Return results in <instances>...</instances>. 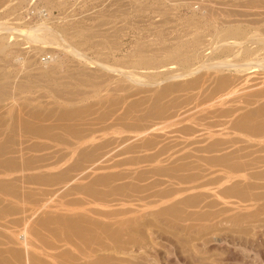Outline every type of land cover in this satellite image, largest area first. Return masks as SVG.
Listing matches in <instances>:
<instances>
[{"label": "rangeland", "instance_id": "374dc122", "mask_svg": "<svg viewBox=\"0 0 264 264\" xmlns=\"http://www.w3.org/2000/svg\"><path fill=\"white\" fill-rule=\"evenodd\" d=\"M0 184L29 264H264V0H0Z\"/></svg>", "mask_w": 264, "mask_h": 264}, {"label": "bare ground", "instance_id": "6f19581e", "mask_svg": "<svg viewBox=\"0 0 264 264\" xmlns=\"http://www.w3.org/2000/svg\"><path fill=\"white\" fill-rule=\"evenodd\" d=\"M39 26V25H38ZM42 26V25H41ZM45 27V26H44ZM38 29H39V27H38ZM42 29V28H41ZM41 29H39V30H41ZM43 31H45V29H42ZM42 30H41V32H42ZM48 30V29H47ZM29 31H31V30H29ZM28 31V32H29ZM33 31H34V29H32V31H31V33L32 34H30V40H32L33 41V43H35V42H40V44H45L46 42H45V40H46V36H48V35H46L47 33V31L45 32V33H41V34H39V33H37V35H35L34 33H33ZM27 34V33H26ZM26 38H28V37H26ZM48 38V37H47ZM29 39V38H28ZM29 40V41H30ZM31 41V42H32ZM42 42V43H41ZM45 42V43H44ZM42 44V45H43ZM251 52V51H250ZM255 52V51H254ZM251 53H253V52H251ZM250 53V54H251ZM235 54V53H234ZM236 54L238 55V53L236 52ZM234 57V56H233ZM236 57H238V56H236ZM246 65H248V64H246ZM243 67V66H245V65H240V66H237V67ZM234 67H236V65L234 66ZM246 69H247V66H246ZM8 182V181H7ZM1 186V188H3V186H4V184L2 185V184H0ZM5 185H6V183H5ZM8 185V184H7ZM5 187V186H4ZM14 186H12V188H13ZM7 188V187H6ZM9 188V187H8ZM7 188V189H8ZM10 189V188H9ZM4 190V189H3ZM11 190V189H10ZM13 191V190H12ZM11 196V195H10ZM29 202V201H28ZM1 204V203H0ZM4 205V204H3ZM4 207V206H3ZM0 208V210H4V209H6V211L5 212H7L8 210H7V208H6V206H5V208ZM9 209V213L10 214H12L13 215V213H14V208L13 207H9L8 208ZM19 210V209H18ZM16 211V210H15ZM1 212V211H0ZM3 212V211H2ZM4 212V213H5ZM21 213V212H20ZM1 214V213H0ZM6 214H8V213H6ZM15 214V213H14ZM30 215V214H29ZM28 216V215H27ZM29 217V216H28ZM23 218H26L25 216H23ZM27 219V218H26ZM11 221V220H10ZM18 221L19 220H17V218H13V220H12V222L10 223V225H12V227L10 228V229H12V231H9V232H7L6 234H4V235H1L2 234V232L0 233V264H13V262H17V260H20V258L18 257L20 254L18 253V250L14 247V244H19V245H21L22 246V248H23V250H24V253H25V257L27 258V260H26V263L27 264H29V254H30V252H29V250H28V246H30L29 245V242H27V233H24V232H22V233H18V230L17 229H15V227H17L18 226V224L19 223H21V222H23V221H21V222H19L18 223ZM26 221V220H25ZM29 221V220H28ZM28 223V222H27ZM30 223V222H29ZM2 225V224H1ZM25 226V225H24ZM23 226V227H24ZM3 227V226H2ZM7 227V226H6ZM1 228V227H0ZM18 228V227H17ZM15 229V230H14ZM26 229V228H25ZM25 229H24V231H25ZM17 230V231H16ZM30 230V229H29ZM21 231V230H20ZM23 231V230H22ZM27 231V230H26ZM29 236V235H28ZM2 239V240H1ZM10 246H9V245ZM20 249V248H19ZM31 255V254H30ZM21 257V256H20ZM19 258V259H18ZM20 263V262H19ZM30 263H31V261H30ZM23 264V263H22Z\"/></svg>", "mask_w": 264, "mask_h": 264}]
</instances>
